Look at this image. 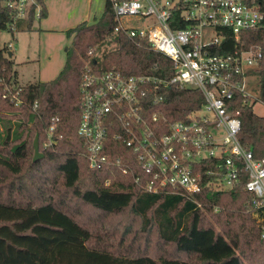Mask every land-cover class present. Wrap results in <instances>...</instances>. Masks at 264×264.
Instances as JSON below:
<instances>
[{
    "label": "trees",
    "instance_id": "16d2710c",
    "mask_svg": "<svg viewBox=\"0 0 264 264\" xmlns=\"http://www.w3.org/2000/svg\"><path fill=\"white\" fill-rule=\"evenodd\" d=\"M46 1L35 0L28 17L15 20L0 0V32L14 38L16 32L33 30L36 19L47 15ZM256 3L264 13V0ZM115 26L113 2L105 0L97 20L66 30L70 43L60 73L27 85L19 84L10 43H0V264H264V208L256 207L245 190L243 164L232 189L204 188L195 195L150 192L144 186L150 176L133 150L110 135L109 153L121 164L90 167L79 134L86 68L160 79L173 75L169 57L116 33ZM241 39L244 48L261 49L263 57L250 70L258 79V99L235 103L241 118L238 138L262 159L264 116L254 106L264 103V21ZM233 47L229 34L218 52ZM154 98L160 101L153 104ZM204 101L198 89L171 85L149 93L147 115L186 120ZM53 124L56 143L48 145ZM214 164L209 160L200 167ZM153 233L158 256L147 251Z\"/></svg>",
    "mask_w": 264,
    "mask_h": 264
},
{
    "label": "built area",
    "instance_id": "2783aa9c",
    "mask_svg": "<svg viewBox=\"0 0 264 264\" xmlns=\"http://www.w3.org/2000/svg\"><path fill=\"white\" fill-rule=\"evenodd\" d=\"M111 1L114 31L169 57L173 75L160 79L86 68L79 134L86 143L90 167L121 164L120 158L113 159L109 153L110 135L133 150L150 176L144 184L150 192L168 189L195 195L204 188L232 189L240 182L243 164L245 190L253 194L256 207L264 208V158L255 159L240 142L241 118L235 106L239 98L246 102L259 97L251 87L252 78H256L250 70L259 66L263 52L244 48L241 37L244 31L262 27L260 5L256 0ZM33 3L35 0H2L15 20L27 18ZM36 16L40 17V6ZM124 18L140 19L143 26H127ZM229 34L234 38L233 49L218 52ZM171 85L198 89L204 104L186 120L170 121L159 112L147 115L149 93ZM152 101L157 104L160 100ZM55 128V124L49 128L48 145L56 143L52 138ZM209 160L215 164L202 169L200 166ZM122 168L128 170L127 165Z\"/></svg>",
    "mask_w": 264,
    "mask_h": 264
},
{
    "label": "rangeland",
    "instance_id": "374dc122",
    "mask_svg": "<svg viewBox=\"0 0 264 264\" xmlns=\"http://www.w3.org/2000/svg\"><path fill=\"white\" fill-rule=\"evenodd\" d=\"M50 1L52 4L50 6L51 8L48 7V16L37 18L35 25L36 27L42 26L53 29H48L44 32H41L40 34L36 31L16 32V41L13 39L11 32L7 30L0 32V43L2 45L10 43L12 46L11 51H15V56L13 57L15 62L14 68L18 72V80L20 85H27L39 80H48L54 78L58 74L59 68H61L63 65V48L68 43L67 36L63 30L68 27H73L77 23L88 18L85 17V19H81L80 21L79 19H76V21L70 20L72 15H75L79 12L77 11L79 7L76 8L78 3L77 0ZM86 5L89 9V4L87 2ZM104 7L105 0H92L90 4L92 15L88 20L92 21L95 19V17L99 18L103 14ZM81 11H83V8ZM83 13L80 16H82ZM80 16L78 18H83ZM122 22L127 26H143L142 21L137 18H124ZM251 87L258 95V79L252 78ZM254 109L256 113L264 116V103L262 101H257ZM121 220L124 221V216L121 218ZM110 224L111 223H108V226H110ZM138 228L139 225L137 226L136 224L135 229ZM151 237L152 238L150 240L149 247H147V251L150 254L158 256L161 250L157 243V236L155 233H153ZM169 254L172 253L169 252Z\"/></svg>",
    "mask_w": 264,
    "mask_h": 264
},
{
    "label": "crops",
    "instance_id": "0c3cea01",
    "mask_svg": "<svg viewBox=\"0 0 264 264\" xmlns=\"http://www.w3.org/2000/svg\"><path fill=\"white\" fill-rule=\"evenodd\" d=\"M62 1H64V0H62ZM77 6H76V8H78L77 9V11H79L78 13H76L75 15H72V17L70 18V20H74V21H76V19H79V21L81 20V19H85V17H88L86 20H83V21H88V22H90V23H93L95 20H97L98 18L97 17H95V19L94 20H92V21H89L88 19L91 17V10H90V4H91V2H92V0H77ZM86 2L89 4V9L87 8V5H86ZM51 1L50 0H47L46 1V8H47V14H48V7H50L51 6ZM64 5H65V3H64ZM85 6H86V9H85ZM51 8V7H50ZM83 8V11H81V9ZM84 12V13H83ZM83 13V15L82 16H80L81 14ZM48 15H46L45 17H47ZM83 17V18H78V17ZM78 21V20H77ZM83 21H81V22H83ZM81 22H79V23H81ZM79 23H77L76 25H78ZM74 25V24H73ZM75 25V26H76ZM75 26H73V27H75ZM70 28H72V27H68V28H66V29H64L63 31H64V33H65V35H66V30H68V29H70ZM48 29H53V28H49V27H42V26H38V27H36V25L34 24V29L33 30H31V31H36V32H38L39 34L41 33V32H44V31H46V30H48ZM13 36V35H12ZM67 36V35H66ZM13 39H15V41L17 40V35L16 34H14V38ZM68 39V38H67ZM70 43V39H68V43L66 44V45H68ZM66 45L64 46V48H63V56H62V63H63V65L61 66V68H59V72H58V74L60 73V71H61V69L63 68V66H64V64H65V61H66V53H65V47H66ZM10 46H11V44H10ZM11 48H12V46H11ZM12 53H13V57L15 56V51H12ZM57 74V75H58ZM56 75V76H57ZM55 76V77H56ZM54 77V78H55ZM53 79V78H52ZM48 80H51V79H48ZM48 80H42V81H48Z\"/></svg>",
    "mask_w": 264,
    "mask_h": 264
},
{
    "label": "water",
    "instance_id": "95a60500",
    "mask_svg": "<svg viewBox=\"0 0 264 264\" xmlns=\"http://www.w3.org/2000/svg\"><path fill=\"white\" fill-rule=\"evenodd\" d=\"M12 56H13L12 51H9V57H12Z\"/></svg>",
    "mask_w": 264,
    "mask_h": 264
}]
</instances>
